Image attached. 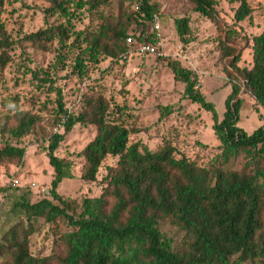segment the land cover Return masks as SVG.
<instances>
[{"label": "trees", "instance_id": "1", "mask_svg": "<svg viewBox=\"0 0 264 264\" xmlns=\"http://www.w3.org/2000/svg\"><path fill=\"white\" fill-rule=\"evenodd\" d=\"M52 10L70 17V4L78 8L82 0H44ZM90 12L98 24L84 32L72 33L68 26H51L28 35L25 40L42 51L50 50L55 41L79 43L82 67L89 60L99 63L102 57L120 59L130 45H153L156 33L146 27L153 23L159 8L151 0H118L115 14L104 16L102 6L108 0H89ZM5 0H0V11ZM78 2V3H77ZM195 10L211 20L221 34L220 53L225 61V74L232 91L225 102L226 111L219 121L216 108L197 88L198 76L179 61L168 60L176 79L185 85L184 95L193 104L212 113L214 131L223 152L219 161L203 168L182 157L176 158L175 147L164 145L149 149L141 142L131 143L130 131L112 118L110 102L101 94L87 96L81 110L70 114L60 102L56 125L64 133H56L49 144V164L54 175L51 182L52 199L33 203L31 191L23 190L10 212L27 221L44 219L49 224L65 222L72 232L62 233L58 248L48 257L32 254V231L20 222L2 230L0 237L1 264H243L264 263V125L248 135L239 126L244 100L241 94L250 93L264 107V33L253 39V67L239 66L243 49L241 35L222 21L215 0H191ZM127 3L136 5L131 10ZM101 10V11H100ZM111 11V10H110ZM251 14L247 2L238 9L235 18L242 21ZM178 37L187 43L190 34L186 18L176 22ZM136 32L129 34L131 28ZM4 26L0 23L2 36ZM132 37L134 42L128 43ZM7 46L5 39L3 46ZM8 57L0 58L1 68ZM171 108L164 115H170ZM116 116V115H115ZM16 124L5 119L3 128L11 136L0 148V167L20 164L26 154L15 146L34 132L40 118L30 113H17ZM94 127L96 136L81 153V180L95 182L108 157L119 158L104 178L106 187L97 198H84L81 203L64 199L58 193L63 181L71 179L72 163L56 155L65 136L75 126ZM250 155L255 165L241 170L236 162L241 154ZM16 188H25L19 186ZM173 227L183 235L177 242L165 231Z\"/></svg>", "mask_w": 264, "mask_h": 264}, {"label": "rangeland", "instance_id": "2", "mask_svg": "<svg viewBox=\"0 0 264 264\" xmlns=\"http://www.w3.org/2000/svg\"><path fill=\"white\" fill-rule=\"evenodd\" d=\"M110 6H102L104 16L115 14L118 0H108ZM159 8L161 46L158 55L138 53V41L127 48L120 59L102 57L99 63L92 60L78 61L82 49L73 44L75 36L66 43L55 41L50 50L42 51L26 42L25 38L51 26H68L72 33L84 32L90 25L98 24L90 12V1L82 0V7L70 4V17L52 10V4L44 0H5L0 11V58L8 57L5 67L0 66V148L11 136L4 130V120L16 124L17 113H30L40 118L32 134L24 137L15 146L24 148L25 157L20 164L0 167V237L2 230L20 222L32 231L30 250L37 257H48L58 248L62 233L72 232L65 222L49 224L44 219L27 221L10 212L23 190L31 191L33 203L52 199L50 195L53 169L49 164V144L56 133L64 130L56 125L60 102L70 114L76 115L85 98L93 93L103 95L111 104V112H119L112 118L120 121L130 131L131 143L141 142L149 149L171 143L176 149V158L182 157L199 167L209 168L216 164L223 152L214 127L212 113L201 105L193 104L184 95L185 85L179 82L168 66V60L179 61L199 78L198 89L223 120L225 102L232 91L225 74V61L221 59L220 39L216 25L195 10L191 0H151ZM216 10L222 21L241 35L242 58L239 66L250 70L253 67V39L264 33V0H215ZM247 2L251 14L242 21L235 15ZM78 3V2H77ZM133 11L136 5L127 3ZM100 10V11H101ZM111 10V11H110ZM186 18L190 34L187 43L178 37L176 22ZM131 28L129 34L136 32ZM154 33L153 23L146 27ZM5 39L7 46H3ZM161 53H164L162 55ZM244 100L238 126L248 135L264 125V107L258 105L250 93H242ZM171 108L170 115H164ZM96 130L91 126L77 125L65 136L56 155L72 163L71 179L63 181L58 193L66 200L82 202L84 198H97L106 187L104 178L110 167H116L119 158L108 157L99 170L95 182L81 180L83 165L81 153L94 140ZM256 161L250 155L241 154L236 169ZM19 178L23 187L10 186L11 178ZM35 183L36 188L30 185ZM165 231L177 242L183 235L173 227ZM3 259L0 258V264ZM243 264H262L249 262ZM264 264V263H263Z\"/></svg>", "mask_w": 264, "mask_h": 264}, {"label": "built area", "instance_id": "3", "mask_svg": "<svg viewBox=\"0 0 264 264\" xmlns=\"http://www.w3.org/2000/svg\"><path fill=\"white\" fill-rule=\"evenodd\" d=\"M153 26H154V32L157 35V42L153 45H149V44H139L138 45V53L141 55H158L159 54V46H161V24L160 21L158 19V16H156L154 22H153ZM128 43L132 44L134 42V39L132 37H130L128 40ZM162 55H164V53H161ZM160 55V54H159ZM10 186L13 188L19 187V186H23L21 181L19 180V178L13 177L10 180ZM32 188H36L37 185L35 183L30 185Z\"/></svg>", "mask_w": 264, "mask_h": 264}]
</instances>
